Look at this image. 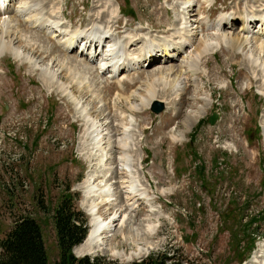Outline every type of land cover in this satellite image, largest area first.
I'll return each instance as SVG.
<instances>
[{
  "label": "rangeland",
  "instance_id": "374dc122",
  "mask_svg": "<svg viewBox=\"0 0 264 264\" xmlns=\"http://www.w3.org/2000/svg\"><path fill=\"white\" fill-rule=\"evenodd\" d=\"M25 1L11 0L9 10L0 14V38L7 32L6 22L13 18L10 34L4 36L12 37L14 47L32 54L39 64L24 61L13 50L0 51V253L15 220L30 215L41 224L54 264L60 256L54 214L67 194L75 195L91 230V202L80 185L90 169L98 176L96 186L103 188L112 180L99 172L100 157L87 149L92 143L84 116L88 113L93 120L107 121L112 135L120 136L133 123L134 154L138 163L144 160L143 166H138L147 188V196L135 200L137 208L128 209L121 199L127 195L119 184L114 185L118 188L114 198L118 196L123 205L122 215L114 230H104V242L97 253L105 251L125 263L167 251L182 264H248L258 248L264 247V92L261 76H257L264 65V50L260 49L264 36L260 35V23L255 22L254 33L247 34L253 42L235 48L224 38L229 29L220 27L218 32L217 23L222 16L236 15L230 31L246 36L241 32L242 17L253 6L263 11L264 7H259L264 1L192 0L195 7L189 15L201 20L202 27L196 42L178 61L169 63L157 57L153 65L149 61L136 63L134 69L118 74L101 72L98 61L90 60L78 48L67 49L74 44L66 46V38L56 36L51 28L36 26L28 19L34 14L31 9L20 14ZM177 2L41 0L39 5L44 19L58 20L69 32H84L94 24L109 29L112 25L117 39L143 31L160 43V39L179 42L173 28L184 13L177 11ZM209 38L220 46L204 55L198 70L185 63L183 79L188 87L179 104L176 101L169 107L164 101L166 109L158 114L151 103L144 107L139 98L149 97L150 92L171 97L169 87L153 82L154 78L164 68L174 66L177 70ZM137 48L132 47L130 53ZM244 49L250 52L246 55ZM47 66L56 71L54 82L47 81L42 69ZM58 82L63 83L62 89ZM134 105L140 110H134ZM214 114L217 120L211 124L209 117ZM187 117L192 119L190 126ZM183 131L185 136L179 142L174 135ZM96 212L105 220L116 213L107 201H101ZM252 217L259 218L255 236V225L243 229ZM252 247H256L254 251Z\"/></svg>",
  "mask_w": 264,
  "mask_h": 264
},
{
  "label": "bare ground",
  "instance_id": "6f19581e",
  "mask_svg": "<svg viewBox=\"0 0 264 264\" xmlns=\"http://www.w3.org/2000/svg\"><path fill=\"white\" fill-rule=\"evenodd\" d=\"M6 1L7 0H3L2 3L6 4ZM40 1L41 0L25 1L24 5H26L27 7L24 6L22 10H20V14L26 15V12L31 9L34 14L30 15L29 13L30 16H28L29 18L28 17L27 18L32 23L37 24L36 26L39 25L38 26L39 28H43V27L44 29L51 28L55 31L56 34L58 33V36H61L62 39L66 38L68 43L66 46H70L74 44L73 45L74 47L75 45H77V43H79V46L82 49L81 46L82 43L77 39H79L80 37H84L82 39V42H84L83 44L85 48L91 47L93 49L92 51L94 53L93 58L96 57L97 61L100 63L101 65L100 69L103 70L104 72L109 71L112 74H117L119 72H122L124 70L126 71L132 68L134 69L135 67L134 65H137L136 63L139 64L141 62L147 63L149 61V63L151 62L152 64V62L157 60V57H161V58L163 57L165 58L166 61H169V63L171 62V60L172 61L177 60L178 57H180V55L183 52L187 51L186 49L189 48L190 45H193L194 42H196L194 40H196L198 34L200 33L198 32V28L202 27V23L199 24L201 20L191 19L193 15H189L192 11H194V7H195L192 0H179V2H177L176 9L179 13L183 12L184 17H182L179 21H177L173 28L175 34L176 33L178 34L175 36L174 39L177 40L178 38L179 42H171L170 40L160 39V43H157L153 38V36H148L144 34L143 31L135 35L128 34L127 37H125L124 39L121 38L117 39L114 37V34L111 30L113 27L112 25H111V29H109L110 27L109 28L102 27L101 25L94 24L89 28L87 27L88 29L85 30L84 32L75 31L73 33H70L66 28H63L60 25L58 20L55 21V19H53L52 17H49V19H44L42 17V13L44 9L40 7L39 5ZM261 6L264 7V4L262 3L259 8H261ZM252 8L253 9L250 13L242 17L241 32H246V36L245 33L242 36H239V34H235L230 31V29L234 27V22L237 18L236 15L222 16V18L217 23L218 32L223 28L229 29L224 34V38L226 39L225 41L227 43H230L232 47L239 48L245 44V48H246L253 42L252 39L249 38L251 35L248 36L247 34L252 32L254 33V29L251 28L253 27L252 25L255 22L260 23L259 25L262 29L260 35L264 36V33H262V31L264 30V8H262L263 11H258L257 9L254 10V6ZM1 9L2 7H0V10ZM4 9L8 10L9 7L7 6ZM119 11L120 9L118 10V12ZM14 23L15 22L13 18H9L8 21L6 22L7 32L6 33L3 32L1 35L0 51L2 49L13 50L14 54H16L17 57L23 59L24 61L27 60L30 61V63L32 62L34 66H38L39 65L38 61L37 59H35V57L32 54L26 52L25 50L15 48L13 38L10 36L8 37L4 36L5 34L7 35L10 34L9 28H12ZM178 25L180 26L177 28ZM220 27L223 28L221 29ZM203 43L204 44L201 47V49H199L198 52L193 54V56H191L187 62L183 60L177 70H175L174 66H171L167 69L164 68V70H162L160 74L154 78L153 82L158 81L161 82L162 85L164 84L166 87H169L168 94H171L170 97L171 99L163 95V93L162 95H159L156 92L153 93L150 92L149 97L139 98L143 100L141 102L144 107H148L149 104L154 100H160L163 102L165 101L169 107L170 105L175 104L176 101H178L179 104L180 96L183 95V92L188 87L185 80L183 79V74H184L183 69L185 67V63H191L193 69L198 70L199 61H201L204 55L210 54L211 52L213 53L215 51V48L220 46L219 41L214 42V40H211L210 38L205 39ZM138 45L140 46L138 47ZM260 46H261L260 49L264 50V41H262ZM132 47H136V48L138 47L134 53L129 52ZM245 50L246 49H244V51ZM248 51L247 52L245 51L246 55L250 52ZM257 61L258 60H256V62ZM64 63L65 62L63 61V66ZM77 64L79 65L77 66L81 68L82 64L80 62H77ZM261 65L262 64L260 65L258 64V66ZM42 69L44 73L49 77L48 78L46 76L47 81L54 82L56 80L57 74L54 69L48 66L42 67ZM260 70L262 72L257 76H261V78L259 79L261 82L260 89L262 92H264V86H263L264 65H262ZM78 71H80V69H78ZM58 83L62 89L64 87L63 83L62 84L60 82ZM133 108L134 110H136V108L139 109L138 105H134ZM82 112H86V109H83ZM188 115L193 116V114L191 113ZM84 116L87 119L86 121L87 124L89 125V129L91 128V130H89L91 132H89L88 135L92 139L91 145H93L91 147V145L89 144L87 145L88 147L87 146L85 147H87L89 151L92 150L91 153L93 152L95 156L98 155L100 157L99 161L102 164H100L99 166V172H101V174L104 175L105 178H109L110 179L109 181L112 180V182L108 183V185L103 188L96 186L94 182H95V178L98 176L96 172L90 169L85 182L80 185L81 186L80 188L85 189V194L88 198V201L90 198V202H91L90 213L92 214L93 219H92V228L90 230V233L89 235H87L88 237H86L87 239L84 242V244L80 246L81 248L76 249L77 253H80L81 251L89 252L94 249L101 248L102 245L101 243L104 239L103 237L104 230L111 232L112 230H114L115 223L117 221H120V217L122 214L120 215L119 212L123 210L122 202L125 203V206H127L128 209H135L137 208L135 200L140 199V197L142 196H147V188L144 185V180H142L140 169L138 166L139 164L143 166L144 160L141 159L140 162L138 163L136 160L137 159L136 155L134 154L136 153L134 150H137L136 148L137 142L134 136L131 134L133 123L131 122L128 126H126L123 129V133L120 136H118L116 134L112 135L111 133L112 129L110 128L112 126H110L107 121L103 123L101 120H100L101 122H99V120L98 121L93 120V118L88 117V113H86ZM187 124L188 126L192 124L191 117H187ZM93 129L94 131H92ZM185 132L186 131L175 133L174 138L177 141L181 142L182 137L185 136ZM113 166H115L116 168H114ZM122 175L124 176L123 179H121ZM117 184H119V189L121 186L122 192L125 195H127L125 197L121 195L122 202L121 200H119L120 198L118 196L117 198H114L116 196V193L118 194L117 192L118 188H116ZM114 185L116 186L114 187ZM101 201L102 202L107 201L110 204H113L114 206V211H116V213L112 215V217L110 216L111 217V219L109 218L110 220H105L101 215H99L98 212H96V210L98 209V205L100 204ZM132 201L133 203H131ZM258 249H259V251L257 252L258 254L253 256L248 264H264V247L262 249L259 247Z\"/></svg>",
  "mask_w": 264,
  "mask_h": 264
},
{
  "label": "trees",
  "instance_id": "16d2710c",
  "mask_svg": "<svg viewBox=\"0 0 264 264\" xmlns=\"http://www.w3.org/2000/svg\"><path fill=\"white\" fill-rule=\"evenodd\" d=\"M75 199L74 194H67L62 197L55 209L54 223L60 256L54 264H126L109 255L76 256L74 254L73 248L81 244L88 237L89 232L88 217L77 206ZM258 219L252 217L243 229L246 231L255 225L257 230L254 228L252 232L255 236L259 232ZM253 240L252 238L251 245H254ZM1 247L3 250L0 253V264H51L43 229L33 216L23 215L16 219L12 230L2 241ZM176 252L178 254L177 250ZM168 255L169 253L165 251L163 254L151 255L141 261L128 264H182L175 254Z\"/></svg>",
  "mask_w": 264,
  "mask_h": 264
},
{
  "label": "water",
  "instance_id": "95a60500",
  "mask_svg": "<svg viewBox=\"0 0 264 264\" xmlns=\"http://www.w3.org/2000/svg\"><path fill=\"white\" fill-rule=\"evenodd\" d=\"M164 108H165V103H164L163 101L155 100V101L153 102V104H152V110H153L155 113H157V114L160 113V112H162V111L164 110ZM216 119H217L216 114H214L213 116H211V117L209 118L211 124H214L215 121H216ZM93 252H94V251H93Z\"/></svg>",
  "mask_w": 264,
  "mask_h": 264
}]
</instances>
